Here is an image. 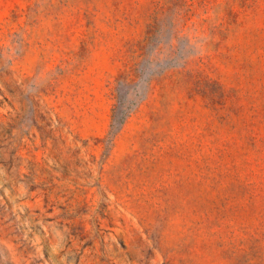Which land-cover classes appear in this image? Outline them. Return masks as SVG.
I'll use <instances>...</instances> for the list:
<instances>
[{"label":"rangeland","instance_id":"1","mask_svg":"<svg viewBox=\"0 0 264 264\" xmlns=\"http://www.w3.org/2000/svg\"><path fill=\"white\" fill-rule=\"evenodd\" d=\"M0 264H264V0H0Z\"/></svg>","mask_w":264,"mask_h":264}]
</instances>
